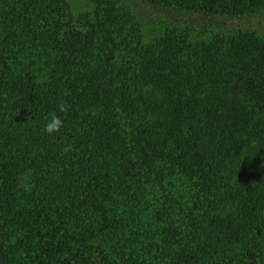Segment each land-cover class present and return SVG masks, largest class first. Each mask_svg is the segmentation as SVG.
Segmentation results:
<instances>
[{
    "label": "trees",
    "instance_id": "trees-1",
    "mask_svg": "<svg viewBox=\"0 0 264 264\" xmlns=\"http://www.w3.org/2000/svg\"><path fill=\"white\" fill-rule=\"evenodd\" d=\"M90 2L0 0V264H264V0Z\"/></svg>",
    "mask_w": 264,
    "mask_h": 264
},
{
    "label": "rangeland",
    "instance_id": "rangeland-1",
    "mask_svg": "<svg viewBox=\"0 0 264 264\" xmlns=\"http://www.w3.org/2000/svg\"><path fill=\"white\" fill-rule=\"evenodd\" d=\"M90 1L80 0V5H79L80 11L81 10L88 11L91 8H93V5ZM139 11L143 16H147L149 14L156 15V13H153L150 9L145 8L143 5L139 6ZM159 15L163 17V19H166V15H164L163 13ZM220 25L222 27L229 29H233V28L251 29L264 35V13H260L256 16H247L244 18H229L227 19V21H225L224 23L222 22Z\"/></svg>",
    "mask_w": 264,
    "mask_h": 264
},
{
    "label": "clouds",
    "instance_id": "clouds-1",
    "mask_svg": "<svg viewBox=\"0 0 264 264\" xmlns=\"http://www.w3.org/2000/svg\"><path fill=\"white\" fill-rule=\"evenodd\" d=\"M67 105L61 103L58 105V111L61 113L67 112ZM64 125V120L57 115L56 113H52L50 115V119H48V122L45 125L44 131L51 135L54 132H58Z\"/></svg>",
    "mask_w": 264,
    "mask_h": 264
}]
</instances>
